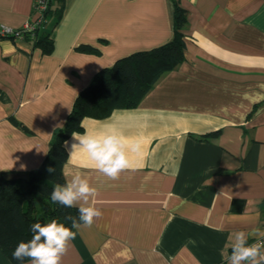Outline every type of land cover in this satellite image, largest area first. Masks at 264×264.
<instances>
[{
    "label": "crops",
    "instance_id": "1",
    "mask_svg": "<svg viewBox=\"0 0 264 264\" xmlns=\"http://www.w3.org/2000/svg\"><path fill=\"white\" fill-rule=\"evenodd\" d=\"M178 1L188 14L184 63L139 107L87 118L75 134L139 141L131 167L111 180L85 151L71 154L74 136L65 144L66 181L83 173L98 190L89 203L103 216L73 229L61 264H226L230 233L264 230V0ZM35 2L0 0V26L34 22ZM52 32L50 56L23 39L0 42V173L39 169L98 72L172 41L174 4L66 0ZM0 264L13 263L0 251Z\"/></svg>",
    "mask_w": 264,
    "mask_h": 264
},
{
    "label": "trees",
    "instance_id": "2",
    "mask_svg": "<svg viewBox=\"0 0 264 264\" xmlns=\"http://www.w3.org/2000/svg\"><path fill=\"white\" fill-rule=\"evenodd\" d=\"M174 4V38L158 48L140 51L118 60L112 67L98 72L91 84L77 97L64 127L53 134L48 155L39 169L24 173H0V251L13 263L30 262L14 260L12 253L21 241L32 237L30 225L50 222L53 218L71 227L66 217L70 214L78 220V207L66 208L53 203L50 193L55 184H65L64 165L69 154L66 142L84 131L83 121L87 118L102 120L120 109L139 107L144 97L167 72L185 61V35L188 14L178 0ZM66 0H47V10L40 26L31 32L20 30L23 40L50 56L55 49L53 29L63 18ZM17 36L7 39L16 41ZM80 53L96 54L98 50L80 46ZM12 122L28 132L24 126ZM55 169L49 173L48 168ZM40 206V207H39Z\"/></svg>",
    "mask_w": 264,
    "mask_h": 264
},
{
    "label": "clouds",
    "instance_id": "3",
    "mask_svg": "<svg viewBox=\"0 0 264 264\" xmlns=\"http://www.w3.org/2000/svg\"><path fill=\"white\" fill-rule=\"evenodd\" d=\"M73 136L79 144L72 145L71 154L77 148L85 151L95 169L111 180L119 179L121 173L131 167L129 153L140 151L139 141L129 144L127 138L117 132ZM48 171L52 173L55 169L50 167ZM97 192V188L81 172H77L63 185L55 184L50 193L51 201L66 208L79 205L78 220L69 214L66 219L71 221V227L55 218L44 224L36 222L30 225L33 234L31 239L27 242L21 241L13 251L12 258L18 261L27 258L30 264H61L62 257L66 254L69 243L76 238L77 231L82 226L91 227L95 219L103 216L101 209L89 203L91 198L96 197ZM250 238H254L255 242L249 243ZM221 256L226 264H264V230L230 233Z\"/></svg>",
    "mask_w": 264,
    "mask_h": 264
},
{
    "label": "built area",
    "instance_id": "4",
    "mask_svg": "<svg viewBox=\"0 0 264 264\" xmlns=\"http://www.w3.org/2000/svg\"><path fill=\"white\" fill-rule=\"evenodd\" d=\"M34 10L37 17L36 20L34 22H29L24 28L20 30H23L24 32H31L40 26V24H42L44 20V12L47 10V0H36ZM20 30H14L6 26H0V42L15 35L17 36V40H22L23 35L21 34Z\"/></svg>",
    "mask_w": 264,
    "mask_h": 264
},
{
    "label": "rangeland",
    "instance_id": "5",
    "mask_svg": "<svg viewBox=\"0 0 264 264\" xmlns=\"http://www.w3.org/2000/svg\"><path fill=\"white\" fill-rule=\"evenodd\" d=\"M40 207V206H39Z\"/></svg>",
    "mask_w": 264,
    "mask_h": 264
}]
</instances>
